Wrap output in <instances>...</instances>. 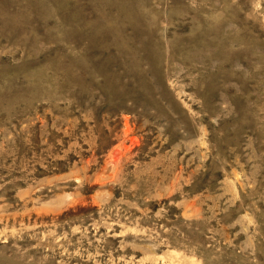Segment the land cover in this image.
<instances>
[{"label": "rangeland", "instance_id": "obj_1", "mask_svg": "<svg viewBox=\"0 0 264 264\" xmlns=\"http://www.w3.org/2000/svg\"><path fill=\"white\" fill-rule=\"evenodd\" d=\"M0 264H264V0H0Z\"/></svg>", "mask_w": 264, "mask_h": 264}]
</instances>
